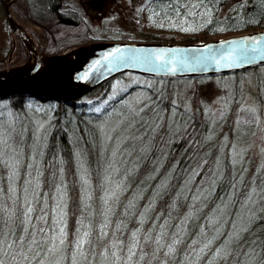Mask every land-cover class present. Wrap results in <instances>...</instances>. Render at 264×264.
Returning <instances> with one entry per match:
<instances>
[{"label": "trees", "instance_id": "1", "mask_svg": "<svg viewBox=\"0 0 264 264\" xmlns=\"http://www.w3.org/2000/svg\"><path fill=\"white\" fill-rule=\"evenodd\" d=\"M68 8L64 9L63 0H15L11 5V11L18 19L31 23L32 26H25V32L38 53L55 54L69 47L102 40L175 42L156 35L148 38L89 35L85 24L82 31V27L77 30V26L64 20L75 10L72 6ZM241 8L245 19L238 27L227 26L218 30L206 27L201 38H184L180 42H199L264 28V0H243ZM17 39L24 49L23 42ZM25 58L24 55L20 61ZM13 65L0 66V69ZM120 75L70 101L75 102L71 105L45 100L55 116L37 136L34 135L36 122L29 117L18 120L4 131L11 147L4 150L0 146L4 153L0 159V206L12 215L16 233L28 241L33 239V235L37 241L49 239L53 235L52 229L58 232L60 227H64L67 233L60 253L45 255L47 246L39 249L33 245L41 251V256L33 258L31 264H37L38 260L48 264V261L58 258L61 264H72L74 256L79 264H113L114 261L115 264H125L128 247L133 244L136 245V254L129 264H231V258L224 261L216 250L223 248L231 239L230 233L247 222L245 214V219L237 218L245 213L241 212V207L252 186L253 174L248 173L238 183L232 176L228 156L218 168L217 144L215 141L204 142L206 121L197 113L190 115L174 131L159 124L157 119L149 122L147 116L140 118L137 140L124 138L131 153L124 170L107 174L106 168L113 162L110 156L111 150H115L113 138L105 141L98 127V118L86 119L83 112L89 106L84 98L98 89L105 90ZM175 80L154 78V81L164 83ZM158 95L153 92L157 98V110L168 111L171 99L162 93ZM5 100L13 110H23L29 101H38L29 96H12ZM97 102L95 100L94 104ZM68 110L78 120L75 126L64 119ZM89 121L96 124L95 128ZM145 141L148 143L143 145ZM132 144L133 149L130 148ZM142 145V151L137 149ZM118 184L121 185L119 189ZM257 186L260 190L258 195H264V185L260 182ZM112 192H116V196H112ZM30 206L34 211L31 220H26L24 213ZM252 211L255 217L250 224V232L243 234V243L245 249L251 247L264 255V246L261 245L264 242V207L259 209L255 206ZM0 216L7 218L2 213ZM41 216H44L43 220L39 219ZM41 227L45 228L44 233L37 231ZM24 228L29 231H23ZM178 229L177 239L182 243L173 245L175 251L165 255ZM84 232H89V235L84 237ZM133 233H136L135 238ZM81 237L85 239L83 251L86 261L79 257L75 247V242ZM15 238V235L9 237V243ZM157 239L160 245L156 243ZM193 240L198 243L193 245ZM209 240L212 244L204 248ZM253 240L256 244L250 243ZM19 243H16L17 251L20 250ZM230 247L235 248L236 245ZM201 248H204L202 253ZM23 251L32 256L27 245ZM17 259L29 264L23 256Z\"/></svg>", "mask_w": 264, "mask_h": 264}, {"label": "rangeland", "instance_id": "2", "mask_svg": "<svg viewBox=\"0 0 264 264\" xmlns=\"http://www.w3.org/2000/svg\"><path fill=\"white\" fill-rule=\"evenodd\" d=\"M74 1L82 2L83 26H77V30L82 27L83 31L86 25L88 34L97 37L118 35L148 38L156 35L158 38L180 42L184 38H201L206 27L217 30L227 26L236 28L245 19L241 8L243 0ZM3 2L5 0H0V66H15L27 59V51L22 49L19 40L10 30L3 11ZM196 4L201 6L194 7ZM12 15L24 33L25 26H32L30 22L18 19L13 13ZM60 32L63 33L62 30ZM64 50L61 52H65ZM24 55L26 58L20 61ZM103 92L106 93L100 98ZM153 92L159 95L162 93L171 99V108L168 111L157 110V98L153 96ZM84 99L90 107L83 112L86 119L98 118L97 125L102 137L105 141L113 138L115 150H111L113 162L106 168L107 174L124 170L125 163L131 157L124 138L137 140L140 136L137 132L140 131L137 127L140 118L147 116L149 122L157 119L159 124L174 131L190 115L197 113L203 115L206 121L204 142L215 141L217 144L218 168L228 156L232 164V176L237 178L238 183L248 173L253 174L252 186L246 195L244 206L241 207V212L245 213L238 215L237 219H245L244 214L248 216L255 206H259V209L264 207V195H258L260 190L257 186L260 182L264 185V64L237 75L228 73L178 78L170 83L125 72L113 79L105 90L98 89ZM98 99L100 100L97 104H94ZM54 116L48 105L35 100L29 101L23 110H13L7 100H0V129L3 132L7 127L14 126L18 120L29 117L36 122L34 135L37 136L42 127L52 122ZM64 119L72 126L78 121L69 110ZM89 123L95 128L94 122ZM143 145L137 149L142 151ZM133 147L134 144L130 145L131 149ZM221 209L224 212L225 206Z\"/></svg>", "mask_w": 264, "mask_h": 264}, {"label": "water", "instance_id": "3", "mask_svg": "<svg viewBox=\"0 0 264 264\" xmlns=\"http://www.w3.org/2000/svg\"><path fill=\"white\" fill-rule=\"evenodd\" d=\"M14 2H3V11L11 31L26 47L27 59L0 69V100L29 96L70 102L125 72L178 79L236 73L264 64V28L199 42L92 41L70 47H81L82 53L64 60L62 52L38 53L14 21ZM43 58L58 59L54 71L48 73L41 68Z\"/></svg>", "mask_w": 264, "mask_h": 264}, {"label": "snow or ice", "instance_id": "4", "mask_svg": "<svg viewBox=\"0 0 264 264\" xmlns=\"http://www.w3.org/2000/svg\"><path fill=\"white\" fill-rule=\"evenodd\" d=\"M200 4L194 5V7H200ZM207 14V13H205ZM117 52L120 51V49L116 50ZM159 59V57H157ZM98 111V110H97ZM10 138V137H9ZM0 146L2 147H11L8 145V139L5 138V133L2 129H0ZM131 154V153H129ZM4 153L0 151V159H2ZM115 155V154H114ZM87 183V181H85ZM118 188L121 187L120 184L117 185ZM112 196H116V192L111 193ZM193 199H198V197H194ZM264 199V197H262ZM249 201H251V195H249ZM107 199H105V204H107ZM254 203V202H253ZM34 211V209L30 206L27 209V212L24 213L26 220H31V213ZM0 213L5 214L7 218L5 219L4 216H0V264H23L22 261L18 260V256H23L24 259L29 261V264H31V260L36 257L41 256V251H37L36 248L44 249L47 246V252L48 253H60L66 239V231L64 227H60L58 232L55 229H52L53 235L46 240L37 241L35 239V235H33V239L31 241L26 240L25 238L19 236L18 233H16L15 228L16 226L14 223H12V215L7 213V209L0 206ZM255 217V213L252 212L247 216V222L242 223V225L234 232L230 233L231 239L226 241V244L223 248L217 249V253L222 255V258L224 261L228 262L231 258V264H264V255H261V253L256 252L254 248L248 247L245 249V243H243V234L245 232H250V224L253 221ZM39 219L43 220L44 216L39 217ZM21 224L24 223V221L20 222ZM83 221H81V224ZM215 223V221H213ZM106 226V225H105ZM7 229V231H5ZM23 231L28 232L29 229L24 228ZM38 232L44 233L45 228L41 227L37 229ZM79 232V229L77 230ZM106 234V233H105ZM201 234H203V228L201 229ZM15 235V240H13L11 243H9V237ZM89 235V232H84L83 236L87 237ZM179 235V229L177 233L173 234V241L172 244L168 245V252L165 253V255L171 254L175 251L173 245L182 243L181 239H177V236ZM136 233H133V237L135 238ZM151 237H146V239H150ZM19 241V251L16 249V243ZM156 243L160 245L159 239H157ZM193 245L197 244L198 242L196 240L192 241ZM251 244H256V241L253 240L250 242ZM85 244V239L81 237L75 242V247L77 250V253L79 257H82L85 261L87 260V256L85 255L83 251V247ZM212 244V241L209 240L207 244L204 245V248L209 247ZM235 244V248H231L230 245ZM25 245L28 247V251L32 252V256L29 257L26 252L23 251ZM33 245L36 246V248H33ZM50 245V246H49ZM261 245L264 246V242H261ZM123 245H121V250H123ZM136 247L135 244L128 247V261H125V264H129L131 261V257L134 256L136 253L134 251V248ZM204 248L200 249V252L202 253L204 251ZM155 255V253H153ZM112 256L115 257L116 253L113 252ZM119 259V258H118ZM37 264H45L44 260H38ZM48 264H61V260L54 259L48 261ZM72 264H79V261L77 260L76 256L73 257ZM90 264V262H89ZM115 264V261L113 262Z\"/></svg>", "mask_w": 264, "mask_h": 264}, {"label": "bare ground", "instance_id": "5", "mask_svg": "<svg viewBox=\"0 0 264 264\" xmlns=\"http://www.w3.org/2000/svg\"><path fill=\"white\" fill-rule=\"evenodd\" d=\"M7 1L8 0H5V2H7ZM81 53H82V48L81 47H79V48H72V49H68L65 52H63L61 56H62V58H64V60H69V59H73L77 55H80ZM57 65H58V59H56V58H53V59H44L43 58L40 61L41 68L44 69V71L45 72H48V73L54 71L55 70V67ZM41 103H44V101H41Z\"/></svg>", "mask_w": 264, "mask_h": 264}, {"label": "flooded vegetation", "instance_id": "6", "mask_svg": "<svg viewBox=\"0 0 264 264\" xmlns=\"http://www.w3.org/2000/svg\"><path fill=\"white\" fill-rule=\"evenodd\" d=\"M63 5H64V9H67V10H69L68 7H71V6L75 8L74 12L73 11L70 12L68 14V17L64 18V20L69 21L72 25H75V26L81 25L82 26V2L81 1L75 2L74 0H63ZM60 19H62V18H60ZM99 100L100 99H98L96 101H99ZM66 103H68V105H71L72 103H75V102H66ZM85 103H82V104L85 105Z\"/></svg>", "mask_w": 264, "mask_h": 264}]
</instances>
